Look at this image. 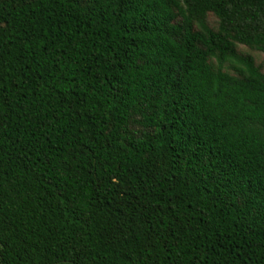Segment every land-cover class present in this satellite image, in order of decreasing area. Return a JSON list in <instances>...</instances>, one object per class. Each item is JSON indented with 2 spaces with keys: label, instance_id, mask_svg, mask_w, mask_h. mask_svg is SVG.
Listing matches in <instances>:
<instances>
[{
  "label": "trees",
  "instance_id": "obj_1",
  "mask_svg": "<svg viewBox=\"0 0 264 264\" xmlns=\"http://www.w3.org/2000/svg\"><path fill=\"white\" fill-rule=\"evenodd\" d=\"M239 44L264 0H0V264H264Z\"/></svg>",
  "mask_w": 264,
  "mask_h": 264
},
{
  "label": "rangeland",
  "instance_id": "obj_2",
  "mask_svg": "<svg viewBox=\"0 0 264 264\" xmlns=\"http://www.w3.org/2000/svg\"><path fill=\"white\" fill-rule=\"evenodd\" d=\"M207 21L211 26H216V18L212 14H208ZM238 49L242 52L250 53L254 57L256 63H258L264 70V53L250 49L249 47L242 44L238 45Z\"/></svg>",
  "mask_w": 264,
  "mask_h": 264
}]
</instances>
